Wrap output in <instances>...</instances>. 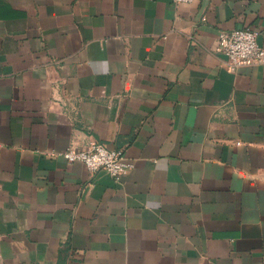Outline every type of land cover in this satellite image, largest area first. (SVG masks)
I'll return each instance as SVG.
<instances>
[{
	"label": "crops",
	"instance_id": "0c3cea01",
	"mask_svg": "<svg viewBox=\"0 0 264 264\" xmlns=\"http://www.w3.org/2000/svg\"><path fill=\"white\" fill-rule=\"evenodd\" d=\"M264 0H0V264H264ZM121 151L120 180L62 153Z\"/></svg>",
	"mask_w": 264,
	"mask_h": 264
},
{
	"label": "built area",
	"instance_id": "2783aa9c",
	"mask_svg": "<svg viewBox=\"0 0 264 264\" xmlns=\"http://www.w3.org/2000/svg\"><path fill=\"white\" fill-rule=\"evenodd\" d=\"M173 1L193 2V0ZM258 36V32L250 28L221 32L217 51L226 57V64L231 69L264 64V49L258 44ZM61 155L68 163H83L90 172L104 170L117 181L133 169L132 162L126 159L121 151L111 150L103 144L92 143L83 149L69 148Z\"/></svg>",
	"mask_w": 264,
	"mask_h": 264
}]
</instances>
